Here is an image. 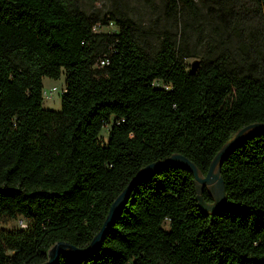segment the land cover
<instances>
[{"label": "trees", "instance_id": "trees-1", "mask_svg": "<svg viewBox=\"0 0 264 264\" xmlns=\"http://www.w3.org/2000/svg\"><path fill=\"white\" fill-rule=\"evenodd\" d=\"M126 1L0 0V222L25 224L0 226V264L88 248L143 168L181 154L205 177L264 124V0H140L148 25ZM63 74L61 111L45 109L43 80ZM220 176L226 202L209 213L188 168L155 172L99 251L57 264H264V130Z\"/></svg>", "mask_w": 264, "mask_h": 264}, {"label": "water", "instance_id": "water-1", "mask_svg": "<svg viewBox=\"0 0 264 264\" xmlns=\"http://www.w3.org/2000/svg\"><path fill=\"white\" fill-rule=\"evenodd\" d=\"M198 66V61H196L192 65L193 73L196 71ZM256 129L264 130V124L255 123L241 129L233 138V140H231L215 157L210 166L209 172L205 177L200 176L196 165L192 161H190L186 156L181 154H175L167 160L158 161L146 166L130 181L125 190L112 203L108 215L99 233L94 237L93 241L91 242L88 248L80 249L71 244L59 242L51 249V251L49 252L48 261L43 264H57L61 257H86L99 251L107 237L109 230L111 229L115 220L121 214L125 205L127 204L134 187L143 179L175 163L188 168L194 175L200 208L204 212L209 213H215L217 211H220L224 207L226 202L225 184L220 176L222 162L224 158L228 155V153L232 150V148L236 146L245 137V135ZM206 187H210V193L213 197L214 202L213 204H208L204 200L203 193Z\"/></svg>", "mask_w": 264, "mask_h": 264}, {"label": "rangeland", "instance_id": "rangeland-1", "mask_svg": "<svg viewBox=\"0 0 264 264\" xmlns=\"http://www.w3.org/2000/svg\"><path fill=\"white\" fill-rule=\"evenodd\" d=\"M88 5L89 10H100L103 13L108 11L110 7V0H86ZM129 6L141 14L140 16H143L144 21L147 23L148 19V12L145 10L142 2L140 0H127L126 1ZM114 30V27L110 28H105L103 31L104 32H111ZM237 45V40L236 38L233 39L232 47L234 48ZM196 61H201L200 57H194L186 60L187 66L190 68ZM44 84V107L45 109L52 110V111H61V97L63 93L65 92V75L63 74L59 79H50V78H45L43 80ZM103 136L107 138V132L105 131L103 133ZM210 192V187H206ZM211 194V193H210ZM212 196V195H211ZM213 198V197H212ZM205 200V199H204ZM214 202L210 203L213 204ZM0 226L2 227H7V228H15V227H25V224L23 221H12V222H0Z\"/></svg>", "mask_w": 264, "mask_h": 264}, {"label": "built area", "instance_id": "built-area-1", "mask_svg": "<svg viewBox=\"0 0 264 264\" xmlns=\"http://www.w3.org/2000/svg\"><path fill=\"white\" fill-rule=\"evenodd\" d=\"M107 64H108L107 59H101L99 64H98V67L102 68V67L106 66Z\"/></svg>", "mask_w": 264, "mask_h": 264}]
</instances>
